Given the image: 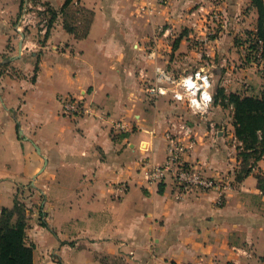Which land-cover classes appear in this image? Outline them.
I'll return each instance as SVG.
<instances>
[{
	"label": "crops",
	"instance_id": "obj_1",
	"mask_svg": "<svg viewBox=\"0 0 264 264\" xmlns=\"http://www.w3.org/2000/svg\"><path fill=\"white\" fill-rule=\"evenodd\" d=\"M26 1L0 0V63L12 59L0 75V208L28 197L34 264H264V158L236 179L234 109L220 93L264 91L262 64L241 62L235 44L256 30L251 0H75L94 12L87 36L59 16L44 42L17 30ZM194 72L214 96L206 114L180 85ZM67 95L86 114L64 115ZM169 134L190 163L227 175L223 203L216 189L177 197L170 176L150 181Z\"/></svg>",
	"mask_w": 264,
	"mask_h": 264
},
{
	"label": "trees",
	"instance_id": "obj_2",
	"mask_svg": "<svg viewBox=\"0 0 264 264\" xmlns=\"http://www.w3.org/2000/svg\"><path fill=\"white\" fill-rule=\"evenodd\" d=\"M258 9L257 33L264 41V0H251ZM48 10V27L42 42L46 41L52 28L61 16L63 27L77 38L87 36L92 20L93 10L77 5L75 0H66L60 9L45 3ZM71 8H76L79 15H73ZM83 12L90 14L87 17ZM82 13V14H81ZM264 58V46L262 49ZM5 61L0 63V75L12 59L3 55ZM38 65L36 66V70ZM233 105L235 134L238 139V156L241 165L236 171V179L243 180L251 174L256 163L264 158V91L257 95L239 92L224 94ZM258 184L264 192V175L258 174ZM27 206L20 197H15L12 207L0 208V264H34V244L27 241Z\"/></svg>",
	"mask_w": 264,
	"mask_h": 264
},
{
	"label": "built area",
	"instance_id": "obj_3",
	"mask_svg": "<svg viewBox=\"0 0 264 264\" xmlns=\"http://www.w3.org/2000/svg\"><path fill=\"white\" fill-rule=\"evenodd\" d=\"M31 0H27L23 6L17 30L20 33L26 32L25 27L37 25V22L42 27L41 32L44 34L47 29V19L39 17V11H45L42 6H35ZM33 8L30 10V8ZM261 41V40H260ZM180 85L186 91L188 106L196 114H206L214 101V96L209 87V81L206 76H202L198 72L189 73L180 80ZM160 93H164L159 89ZM63 114L69 117L82 116L88 111L81 98L75 95H67L63 98ZM184 131L188 134L190 127L183 125ZM168 139V155L163 164L154 165L147 172L150 181L160 182L167 176H170L178 190L177 197H182L188 190L192 188L201 189L204 191L216 189L220 193L219 203H223L224 187L229 180L227 175L220 177L208 175L202 168L190 163L186 158V148L179 137L175 134L167 135ZM236 140L238 141L237 137ZM124 191L126 186L119 187Z\"/></svg>",
	"mask_w": 264,
	"mask_h": 264
},
{
	"label": "rangeland",
	"instance_id": "obj_4",
	"mask_svg": "<svg viewBox=\"0 0 264 264\" xmlns=\"http://www.w3.org/2000/svg\"><path fill=\"white\" fill-rule=\"evenodd\" d=\"M33 1H34V4L36 5V7L39 5V6L46 8V10L44 12L43 11L38 12L39 13L38 18L42 19V17H46V16L49 17L47 5L45 3H49V5L53 7V5L50 4V1H48V0H33ZM23 8L24 7L21 6L20 13H19L17 20H16L17 24L19 23L21 14L23 12ZM250 8L251 9H257L256 6L252 5V2H251ZM31 9H33V8L31 7L30 10ZM75 10H76V8H71L73 15H75V16L79 15L80 14L79 11L75 12ZM256 13H258V9H257ZM83 14H86V12H83ZM248 14H249L248 17L250 18L251 21L256 19L254 15H251L250 11H248ZM86 15H87V17L90 16V14L88 12ZM258 17H259V13H258ZM257 23H258V19H257V22L255 21V24H256V30L255 31H254V28H251V27H248L246 29L244 28L245 29L244 31L242 29L239 30L238 33L244 32V35L236 37L235 38V44L239 49L238 50L239 53L241 54V62H244V63L253 62L254 66L262 64V66H263L262 71H263L264 70V58L262 56V49L264 46V41L259 39V36L257 33ZM39 24L40 23L37 22V25H35V26L34 25L26 26L25 30L28 34H33L36 38H38V39H40V41H42L44 34L42 32H40L42 27ZM47 24H48V21H47ZM251 24H254V22H251ZM62 112H63V109H62ZM240 163H241V161H240ZM28 191H31V190L28 189ZM27 193H29V192H27ZM20 198L24 202L26 201V199H28V197H24V198L20 197Z\"/></svg>",
	"mask_w": 264,
	"mask_h": 264
},
{
	"label": "water",
	"instance_id": "obj_5",
	"mask_svg": "<svg viewBox=\"0 0 264 264\" xmlns=\"http://www.w3.org/2000/svg\"><path fill=\"white\" fill-rule=\"evenodd\" d=\"M24 37H25V34L22 33V38H24ZM22 45H23V41H21V43H20V49H22Z\"/></svg>",
	"mask_w": 264,
	"mask_h": 264
}]
</instances>
